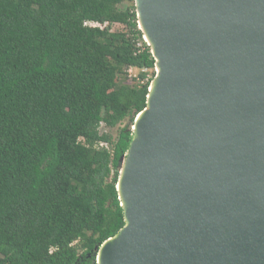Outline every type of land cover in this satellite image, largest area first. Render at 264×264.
<instances>
[{"label":"water","instance_id":"1","mask_svg":"<svg viewBox=\"0 0 264 264\" xmlns=\"http://www.w3.org/2000/svg\"><path fill=\"white\" fill-rule=\"evenodd\" d=\"M135 7L161 72L120 161L125 225L97 255L117 238L106 264H264V0Z\"/></svg>","mask_w":264,"mask_h":264},{"label":"trees","instance_id":"2","mask_svg":"<svg viewBox=\"0 0 264 264\" xmlns=\"http://www.w3.org/2000/svg\"><path fill=\"white\" fill-rule=\"evenodd\" d=\"M123 2L0 0V264H97L125 225L120 161L156 61Z\"/></svg>","mask_w":264,"mask_h":264},{"label":"bare ground","instance_id":"3","mask_svg":"<svg viewBox=\"0 0 264 264\" xmlns=\"http://www.w3.org/2000/svg\"><path fill=\"white\" fill-rule=\"evenodd\" d=\"M139 8V1H138V6H137V9ZM139 15H140V13H139ZM140 27H141V29L144 31V33H143V38H144V40L147 42V43H149L150 45H151V47H152V49H154V47H155V43H154V41H153V39H152V37H151V35H150V33H149V31L146 29V27H145V25H144V23H143V20L141 19V15H140ZM154 51V50H153ZM154 53H155V51H154ZM158 60V59H157ZM159 62V61H158ZM157 74H159L158 75V77H157V79H156V81L152 84V87L150 88V97H149V103H151L152 102V99H153V95H154V93H155V91H156V88H157V85H158V82H159V77H160V72H161V67H160V64L158 63L157 64ZM146 114H147V112L145 111H143V112H141L139 115H138V117H137V122H136V124H135V126H134V130L136 131V138L138 137V136H140V122L142 121V119H144L145 117H146ZM128 156L129 155H127V158H126V160H125V162H124V169H123V173H125L126 172V169H127V167H128V165H129V163H130V161H131V159L130 158H128ZM123 185H122V183L120 184V192H121V198H122V200L124 201V205L127 207V205H128V203H127V199H126V197H125V194H124V191H123V187H122ZM116 239L117 238H111L110 240H108L107 242H106V244L104 245V247H102V249L100 250V253H99V255H97V263L98 264H106V259H107V253H108V249H107V247H106V245H108V244H114L115 242H116Z\"/></svg>","mask_w":264,"mask_h":264},{"label":"rangeland","instance_id":"4","mask_svg":"<svg viewBox=\"0 0 264 264\" xmlns=\"http://www.w3.org/2000/svg\"><path fill=\"white\" fill-rule=\"evenodd\" d=\"M135 3V1L133 2L132 0H124L123 4H122V8L123 9H128L130 6H132ZM113 30L115 31H120V32H126L128 31V27H126L125 25H120V24H116L113 28ZM141 45V44H140ZM144 69L138 68V67H130L128 69H126V74L123 75L121 77V82H125L128 84H142L144 81L141 80L140 78V73L143 71ZM130 121L126 120L124 121L121 125L115 127V128H108L106 127L104 124L101 125V132H109L113 135L114 138H117L119 130L121 127H123L124 125L128 124Z\"/></svg>","mask_w":264,"mask_h":264},{"label":"built area","instance_id":"5","mask_svg":"<svg viewBox=\"0 0 264 264\" xmlns=\"http://www.w3.org/2000/svg\"><path fill=\"white\" fill-rule=\"evenodd\" d=\"M91 25H95V24L91 23ZM101 144L104 145V146H108L106 143H101Z\"/></svg>","mask_w":264,"mask_h":264}]
</instances>
